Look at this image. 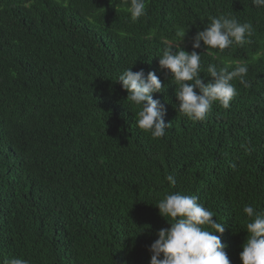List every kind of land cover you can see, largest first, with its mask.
I'll return each instance as SVG.
<instances>
[{"label": "trees", "instance_id": "1", "mask_svg": "<svg viewBox=\"0 0 264 264\" xmlns=\"http://www.w3.org/2000/svg\"><path fill=\"white\" fill-rule=\"evenodd\" d=\"M130 0H0V264H150L149 246L170 227L155 205L166 193L196 195L223 223L230 264H242L246 205L264 212V8L252 0H147L133 23ZM250 22V43L208 64L245 63L249 86L205 120L178 111L175 82L159 56L209 17ZM205 52V53H204ZM152 71L170 124L153 139L117 81ZM197 91L198 89H194ZM245 146L247 150H245ZM176 179L175 186L166 181Z\"/></svg>", "mask_w": 264, "mask_h": 264}, {"label": "clouds", "instance_id": "2", "mask_svg": "<svg viewBox=\"0 0 264 264\" xmlns=\"http://www.w3.org/2000/svg\"><path fill=\"white\" fill-rule=\"evenodd\" d=\"M252 4L264 8V0H252ZM128 12L133 23L140 21L147 15V0H130ZM209 20L208 26L193 37L192 52L182 50L178 43L182 42L184 34L181 39L168 43L162 56H159L160 69L170 73L175 82L179 113L193 121L205 120L214 103L224 109L230 107L238 95L233 80L238 78L240 84L249 86L244 79L248 66L240 62H234L235 67L231 71L227 68L218 70L215 64H208L206 72L211 80L205 83L201 79L204 68L202 54L195 51L202 47L201 42L205 52L212 54L211 50H218L222 53L233 45L250 43V37L254 34L250 22L241 23L235 17L220 15L209 17ZM117 81L128 93L126 101L139 109L135 121L137 127L149 133L153 139L163 138L170 124L164 121V106L153 98L154 93L165 92V86L162 87L155 72L150 71L145 75L143 70L133 72L130 67L119 75ZM194 89H198V93ZM165 179L170 186H175L173 175L169 174ZM198 200L196 195L170 192L158 201L155 206L170 227L160 229L158 239L149 246L150 264H230L225 251L227 245L222 243L221 236L213 234L222 235L224 224L213 219V212ZM243 212L249 222L246 223L248 236L242 245L240 260L242 264H264V212L257 211L251 205H246ZM5 264L29 262L23 258H12Z\"/></svg>", "mask_w": 264, "mask_h": 264}]
</instances>
